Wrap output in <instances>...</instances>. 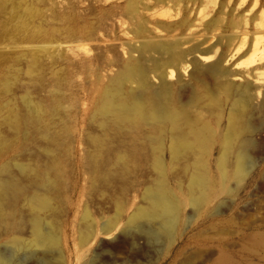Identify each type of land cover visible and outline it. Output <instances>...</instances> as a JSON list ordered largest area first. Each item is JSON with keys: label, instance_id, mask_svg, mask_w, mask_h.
Listing matches in <instances>:
<instances>
[{"label": "bare ground", "instance_id": "6f19581e", "mask_svg": "<svg viewBox=\"0 0 264 264\" xmlns=\"http://www.w3.org/2000/svg\"><path fill=\"white\" fill-rule=\"evenodd\" d=\"M78 2L88 16L111 22L124 35L132 34L129 45L122 47L126 59L118 61L110 55L109 39L102 38L101 27L87 23L72 31L74 47L82 52L76 67L83 75V87L88 85L83 90L89 102L84 103L85 111L99 129L90 140L89 161L99 167L129 162L152 165L159 179L146 188L148 206L138 207L131 215L126 232L142 234L152 244L171 242L182 202L165 183L166 163L182 166L193 207L209 195L210 165L218 168L223 186L227 167L233 166L242 177L254 164L250 153L255 146L253 135L264 128V0ZM24 102L31 113L20 119L25 126L45 113L52 118L61 105L56 95L47 108L32 105L29 98ZM253 118H260V127L253 124ZM16 167L22 173L28 171L26 165ZM32 171L36 170L29 169L30 174ZM49 173L33 176L43 191L56 182ZM3 179L0 223L11 220L5 233L12 236L8 235L10 241L0 249V264H24L26 258L52 264L47 254L56 252L59 240L52 221L45 218V222V216L39 214L51 199L43 191L27 196L24 190L28 186L21 184L26 186L23 190L19 178L20 182L11 176ZM21 199L32 212L26 219L30 240L14 234L19 225L27 223L22 222L26 214L21 218L17 209ZM18 215L21 224L15 220ZM112 224L103 223V232ZM256 242L264 248L261 237ZM39 249L41 253L36 251Z\"/></svg>", "mask_w": 264, "mask_h": 264}, {"label": "rangeland", "instance_id": "374dc122", "mask_svg": "<svg viewBox=\"0 0 264 264\" xmlns=\"http://www.w3.org/2000/svg\"><path fill=\"white\" fill-rule=\"evenodd\" d=\"M83 8L77 0H0V180L19 178L23 190L28 186L24 191L29 197L48 194L49 209L39 214L45 222V218L52 221L59 240L56 252L47 254L50 262L264 264V248L256 242L257 237L264 240V128L253 135L255 146L250 153L254 164L245 176L229 166L222 186L218 168L209 166L211 189L198 207L188 201V178L182 166L165 164V183L182 202L171 242L152 244L142 234L126 232L131 215L138 207L148 206L144 192L158 181V173L145 162L99 167L89 161L90 140L99 129L85 111L84 103L89 102L83 90L88 85L83 87V75L76 67L82 52L74 47L72 31L87 23L101 27L102 38L109 39L110 55L118 61L126 59L122 47L129 45L132 34L124 35L111 22L88 16ZM54 95L61 105L52 118L45 113L27 126L22 124L21 118L31 117L26 98L32 105L47 108ZM252 122L260 127V118ZM16 163L26 165L27 173L20 172ZM31 168L36 171L30 174ZM48 171L56 182L43 191L33 176ZM21 201L17 209L21 218L26 214L25 222L32 212ZM20 216L15 219L19 223ZM10 221L0 223V249L10 241L8 235L12 236L5 233ZM106 221L113 224L103 232ZM28 224L19 225L20 234H14L30 240ZM24 264L37 263L26 258Z\"/></svg>", "mask_w": 264, "mask_h": 264}]
</instances>
